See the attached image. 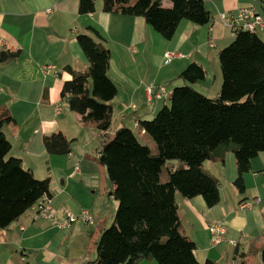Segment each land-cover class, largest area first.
<instances>
[{
	"label": "crops",
	"instance_id": "obj_1",
	"mask_svg": "<svg viewBox=\"0 0 264 264\" xmlns=\"http://www.w3.org/2000/svg\"><path fill=\"white\" fill-rule=\"evenodd\" d=\"M79 3L0 0V55L4 51L17 53L13 59L0 61V113L8 111L15 120L3 127L12 144L9 156L21 158L38 179L50 178L51 206L59 217L89 209L95 223L86 225L78 220L70 228H62L49 219L36 220L30 208L7 228H0V264H84L96 258L95 243L115 220L118 202L106 168L98 161L105 132L81 126L61 96L64 83L72 78L67 68L84 71L89 66L76 39L78 34L94 35V28L111 51L109 75L118 94L111 102L109 136L127 126L136 134L141 129V136L137 135L147 144L139 122L154 116L169 100L149 102L147 87L170 95L176 85L191 84L179 76L196 62L205 69L206 78L193 87L208 97L219 96L223 78L218 53L235 38V31L222 22L220 13L254 6L264 16V0H206L212 21L201 25L183 20L169 40L142 16L106 12L103 0H96L94 12L81 14ZM164 5L170 3L165 0ZM256 33L264 41V28ZM167 52L182 56L166 62ZM47 64L54 69L45 72ZM58 131L75 139L67 155L49 154L45 148L44 137ZM204 168L219 180L218 204L209 207L201 195H176L183 229L196 244L198 260L258 264L264 247V201L247 210L239 209V204L264 198V153L252 159L251 170L244 175V193L233 184L238 171L230 151L223 155L218 148L214 158L204 162ZM211 222L227 226L220 244L212 242ZM139 264L157 261L147 259Z\"/></svg>",
	"mask_w": 264,
	"mask_h": 264
},
{
	"label": "trees",
	"instance_id": "obj_2",
	"mask_svg": "<svg viewBox=\"0 0 264 264\" xmlns=\"http://www.w3.org/2000/svg\"><path fill=\"white\" fill-rule=\"evenodd\" d=\"M103 0V10L142 16L164 38L172 39L183 20L205 25L212 21L206 0ZM96 10V0H80L79 12ZM94 35L81 33L76 39L89 66L84 71L67 69L72 78L62 88L71 111L83 127L104 133L98 161L113 185L118 202L114 222L104 228L95 248L97 256L84 264H139L151 259L157 264L201 263L195 242L185 233L176 199L201 195L213 207L220 201L218 178L207 172L204 162L214 151L227 146L235 154L238 175L236 189L246 191L245 173L252 159L264 152V41L254 32L235 31L234 40L219 50L222 86L217 97H208L185 84L170 93L169 104L140 127L156 142L158 153L143 143L129 127L109 136L113 119L112 100L118 88L109 75L111 51L94 28ZM17 53L2 52L0 61ZM186 82L205 80L202 65L193 62L179 76ZM15 122L8 111L0 113V228H7L44 195L51 196L50 178L38 179L23 160L9 156L12 144L3 127ZM75 139L61 131L44 137L49 154L67 155ZM166 166L168 179L161 181ZM264 264V247L261 252ZM241 264H252L242 262Z\"/></svg>",
	"mask_w": 264,
	"mask_h": 264
},
{
	"label": "built area",
	"instance_id": "obj_3",
	"mask_svg": "<svg viewBox=\"0 0 264 264\" xmlns=\"http://www.w3.org/2000/svg\"><path fill=\"white\" fill-rule=\"evenodd\" d=\"M220 18L224 24L231 27L233 31L244 30L256 33L260 29L264 28V16L254 6H246L238 9L237 12H222ZM182 56L177 52H167L165 54V61L169 62L174 57ZM54 69L52 64L44 66V71L49 72ZM58 74V73H57ZM169 94L164 90H155L153 86L147 87V100L149 102L155 99H168ZM264 201L263 197H256L254 200H244L240 202L239 209L247 210L253 208L257 203ZM34 210V218L37 219H49L56 223L59 227L70 228L73 223L80 220L86 225L95 223V215L89 209H83L79 214L68 212L65 217L60 218L58 213L51 206V197L44 195L32 206ZM209 231L212 236V242L214 244H220L224 241L228 229L223 222H211L208 224ZM233 244H237L235 241H230Z\"/></svg>",
	"mask_w": 264,
	"mask_h": 264
},
{
	"label": "rangeland",
	"instance_id": "obj_4",
	"mask_svg": "<svg viewBox=\"0 0 264 264\" xmlns=\"http://www.w3.org/2000/svg\"><path fill=\"white\" fill-rule=\"evenodd\" d=\"M189 83V82H188ZM193 84L194 83H191V84H189V85H192L193 86ZM221 84H222V81H221ZM182 85H184V84H182ZM182 85H176V86H182ZM175 86V87H176ZM222 86V85H221ZM174 87V88H175ZM174 88H173V90H174ZM196 89V88H195ZM167 101V104H169L170 103V101L169 100H166ZM164 106V105H163ZM162 106V107H163ZM161 107V108H162ZM160 110V109H159ZM158 113V112H157ZM157 113H155V115L154 116H152L151 118H148V120H151V119H153L155 116H156V114ZM114 132V131H113ZM116 132V131H115ZM140 132H141V129H137V134H139L140 136H141V134H140ZM114 135V134H113ZM112 135V136H113ZM144 137H146V143L149 145V147L151 148V150H152V153L153 154H157L158 153V147H157V144H156V142L153 140V138L149 135V134H146V135H143ZM222 149H224V150H226L227 149V146H224V147H222ZM223 151V150H222ZM230 151V155H231V153H233V155H235L234 154V152L232 151V150H229ZM264 153V152H263ZM223 155H224V152H223ZM107 173V172H106ZM167 179H168V174H167V169H166V166H164L163 167V172L161 173V181L162 182H166L167 181ZM253 200H254V198H252ZM112 224V223H111ZM201 261H202V263H204V261H203V259H201ZM223 264H226L225 262L223 263ZM258 264H262L261 263V261H259V263Z\"/></svg>",
	"mask_w": 264,
	"mask_h": 264
}]
</instances>
